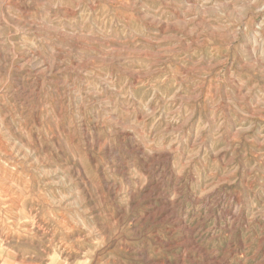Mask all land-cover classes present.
<instances>
[{
	"label": "rangeland",
	"instance_id": "1",
	"mask_svg": "<svg viewBox=\"0 0 264 264\" xmlns=\"http://www.w3.org/2000/svg\"><path fill=\"white\" fill-rule=\"evenodd\" d=\"M0 264H264V0H0Z\"/></svg>",
	"mask_w": 264,
	"mask_h": 264
}]
</instances>
